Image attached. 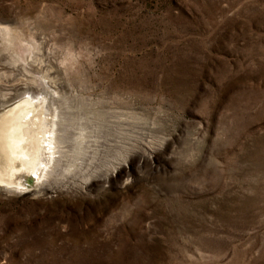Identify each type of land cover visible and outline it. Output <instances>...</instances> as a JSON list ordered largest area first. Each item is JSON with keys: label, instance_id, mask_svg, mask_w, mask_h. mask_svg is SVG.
Returning a JSON list of instances; mask_svg holds the SVG:
<instances>
[{"label": "rangeland", "instance_id": "374dc122", "mask_svg": "<svg viewBox=\"0 0 264 264\" xmlns=\"http://www.w3.org/2000/svg\"><path fill=\"white\" fill-rule=\"evenodd\" d=\"M0 27V114L45 75L79 164L0 183V264H264V0H0Z\"/></svg>", "mask_w": 264, "mask_h": 264}, {"label": "bare ground", "instance_id": "6f19581e", "mask_svg": "<svg viewBox=\"0 0 264 264\" xmlns=\"http://www.w3.org/2000/svg\"><path fill=\"white\" fill-rule=\"evenodd\" d=\"M0 31L12 42L14 38L8 27H0ZM26 55L23 56L25 61L30 67L34 66L35 63L29 61L30 53L29 57ZM21 90L29 95L18 94L9 97V100L13 101L22 99L12 106L8 103L10 107L0 114V183L5 185V190L13 187L18 193H24L25 181L29 176H33L35 180L42 179L43 184L40 186L43 191L73 189L76 187L75 183L60 188L45 183L57 185L61 173H76L79 166L78 163L72 162L64 171L60 166L62 158L66 156L67 137L71 138L73 132L72 114L67 111V107L62 106L63 101L57 98L58 90L45 75H42L37 87L29 84ZM147 158L150 157L145 156V160ZM90 181V178L87 179L81 187Z\"/></svg>", "mask_w": 264, "mask_h": 264}]
</instances>
